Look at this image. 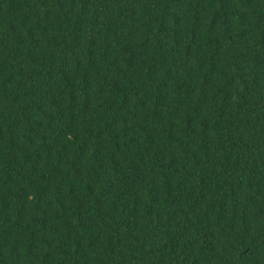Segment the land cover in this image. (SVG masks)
<instances>
[{
	"label": "trees",
	"instance_id": "trees-1",
	"mask_svg": "<svg viewBox=\"0 0 264 264\" xmlns=\"http://www.w3.org/2000/svg\"><path fill=\"white\" fill-rule=\"evenodd\" d=\"M0 264H264V0H0Z\"/></svg>",
	"mask_w": 264,
	"mask_h": 264
}]
</instances>
